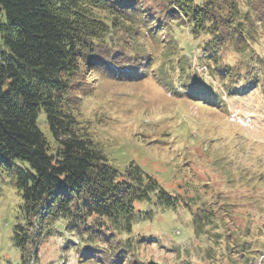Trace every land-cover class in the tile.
Instances as JSON below:
<instances>
[{
  "label": "trees",
  "instance_id": "16d2710c",
  "mask_svg": "<svg viewBox=\"0 0 264 264\" xmlns=\"http://www.w3.org/2000/svg\"><path fill=\"white\" fill-rule=\"evenodd\" d=\"M248 17L235 0H0V177L7 178L18 197L10 240L19 260L13 264L38 262V247L56 231L76 237L87 261L95 258L94 248L84 244L96 241L108 243V250L124 260L134 243L123 235L152 217V210H141L138 202L174 209L190 205L187 194L168 192L136 162L123 171L111 165L78 120L79 99L99 71L109 78L146 73L116 65L124 58H115L111 36L134 40L148 32L157 42L172 26L185 25L196 36H209L213 44L242 31L246 44L248 38L256 39L253 25L245 22ZM223 28L229 30L223 33ZM135 45L133 61L139 62L142 46ZM182 60L173 69L186 76L191 69ZM231 78L229 73L225 80ZM182 80L179 86L199 96L195 99H217L215 90L200 86L197 78ZM163 83H173L172 78ZM42 111L51 139L39 125ZM229 205L212 199L196 209L190 206V222L198 234L217 224L216 236L224 241L230 263L240 264L251 259L244 253L257 255L240 242L250 231V215L239 226L229 216Z\"/></svg>",
  "mask_w": 264,
  "mask_h": 264
},
{
  "label": "rangeland",
  "instance_id": "374dc122",
  "mask_svg": "<svg viewBox=\"0 0 264 264\" xmlns=\"http://www.w3.org/2000/svg\"><path fill=\"white\" fill-rule=\"evenodd\" d=\"M235 5L249 15L245 22L253 25L256 39L248 38L244 44L241 31L213 44L209 36H196L185 25L172 26L157 42L148 32L134 40L130 35L116 40L111 36L118 52L115 58H124L116 65L146 73L109 78L99 71L96 79L89 78V88L79 99L78 120L101 145L111 165L123 171L130 161L136 162L168 192L187 194L190 205L174 209L138 202L141 210H152V217L139 220L131 234L123 235L134 243L124 253L126 261H119L104 241L84 244L94 248L95 258L87 261L76 237L56 231L38 247L34 259L38 262L29 264H147L149 260L231 264L224 241L216 236L218 225L208 224L204 227L207 233L198 234L190 222V206L196 209L202 201L212 199L229 203V216L239 226L245 223L243 216L250 215V231L240 242L257 255L244 253L251 259L239 263L264 264V227L260 223L264 219V0H235ZM227 30L222 29L223 33ZM135 43L142 46L139 62L133 61ZM181 60L191 69L186 76L179 68L173 69ZM229 73L232 78L225 80ZM166 77L173 83L165 85ZM193 77L200 86L214 89L217 99L212 101L210 96L201 102L195 99L198 95L179 86L182 79ZM44 120L42 111L39 125L51 139ZM3 179L0 177V264H13L19 260L10 240L18 197L7 178ZM231 229L235 230L234 225Z\"/></svg>",
  "mask_w": 264,
  "mask_h": 264
},
{
  "label": "water",
  "instance_id": "95a60500",
  "mask_svg": "<svg viewBox=\"0 0 264 264\" xmlns=\"http://www.w3.org/2000/svg\"><path fill=\"white\" fill-rule=\"evenodd\" d=\"M147 264H161V263L156 262V261H154V260H149V261L147 262Z\"/></svg>",
  "mask_w": 264,
  "mask_h": 264
}]
</instances>
